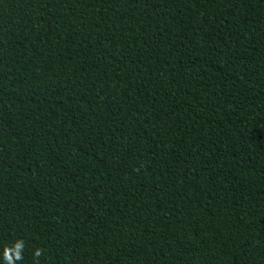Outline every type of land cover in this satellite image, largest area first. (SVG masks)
<instances>
[{
  "label": "trees",
  "instance_id": "trees-1",
  "mask_svg": "<svg viewBox=\"0 0 264 264\" xmlns=\"http://www.w3.org/2000/svg\"><path fill=\"white\" fill-rule=\"evenodd\" d=\"M0 264H264V0H0Z\"/></svg>",
  "mask_w": 264,
  "mask_h": 264
}]
</instances>
